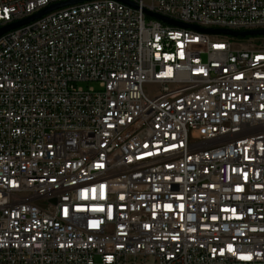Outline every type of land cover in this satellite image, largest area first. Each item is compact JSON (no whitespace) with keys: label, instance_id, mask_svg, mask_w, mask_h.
Here are the masks:
<instances>
[{"label":"built area","instance_id":"obj_1","mask_svg":"<svg viewBox=\"0 0 264 264\" xmlns=\"http://www.w3.org/2000/svg\"><path fill=\"white\" fill-rule=\"evenodd\" d=\"M127 1L0 34V264H264V34L149 14L261 30L264 0Z\"/></svg>","mask_w":264,"mask_h":264},{"label":"water","instance_id":"obj_2","mask_svg":"<svg viewBox=\"0 0 264 264\" xmlns=\"http://www.w3.org/2000/svg\"><path fill=\"white\" fill-rule=\"evenodd\" d=\"M84 0H65V1H61V2H57V3H53L47 7H44L42 8L41 10H39L38 12L22 19V20H19V21H16V22H12V23H9V24H6L2 27H0V34H2L3 32L5 31H8L10 29H13V28H16L20 25H23L25 23H28L34 19H37L53 10H56L60 7H64V6H67V5H71V4H75V3H78V2H82ZM125 3H128L130 5H134L132 4L131 2L127 1V0H121ZM151 16H154L155 18L163 21V22H166L168 24H171V25H176V26H180V27H189V28H194V29H197L199 31H204V32H207V33H211V34H225V35H231V36H249V35H259V34H264V29H261V30H249V31H233V30H228V29H213V28H200L196 25H190V24H184V23H181V22H176V21H173L169 18H166L164 16H160L158 14H154V13H149Z\"/></svg>","mask_w":264,"mask_h":264},{"label":"rangeland","instance_id":"obj_3","mask_svg":"<svg viewBox=\"0 0 264 264\" xmlns=\"http://www.w3.org/2000/svg\"><path fill=\"white\" fill-rule=\"evenodd\" d=\"M146 89L153 90V87L151 85H146Z\"/></svg>","mask_w":264,"mask_h":264}]
</instances>
